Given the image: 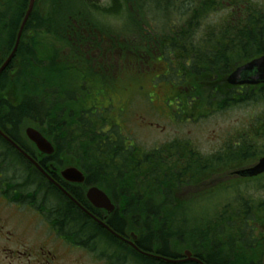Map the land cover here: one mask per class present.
Wrapping results in <instances>:
<instances>
[{"label": "trees", "instance_id": "16d2710c", "mask_svg": "<svg viewBox=\"0 0 264 264\" xmlns=\"http://www.w3.org/2000/svg\"><path fill=\"white\" fill-rule=\"evenodd\" d=\"M29 1L0 0V66L14 47ZM37 4L49 9L55 6V0H35L34 10L24 26L17 51L7 69L0 74V92L9 86L10 93L8 105L0 100V129L32 155L31 146L23 136L25 125L37 128L51 139L55 152L50 159L40 160L39 165L45 171H50L48 165L56 159L58 166L69 165L81 169L86 174L87 185H97L119 206V211L115 212L109 223L112 231L121 235L137 232L140 237L137 248L142 252L151 253L155 249L157 255L163 258L176 259L177 255L172 254L173 249L183 247L194 253L203 264H264V200L246 195L235 199L233 204H224L213 215H201L192 207L198 198L181 194L182 189L197 186L200 180H204L202 184L222 170L242 166L247 160L264 155V126L260 121L264 119V111L253 117L252 121L255 122L250 136L228 141L222 150L210 156H202L194 148L190 151L181 146L179 140L158 149L127 148L115 128L108 132L101 131L100 127L106 124L104 118L94 120L89 116V120L84 122L85 113L74 111L72 107L76 97L58 94L65 92L62 88L56 89V86L67 83L70 74L67 70L70 68H57L53 62L48 51L52 48L49 37L56 27L50 16L42 18L38 14ZM171 5L170 11L174 8ZM233 7L230 26L235 29L247 28L248 34L244 38L241 32H235L232 35V49L220 48L211 63H202L208 72L224 73L233 60L241 59L243 53L249 58L264 54V9L249 0H234ZM210 8V4H201L200 11L191 16L190 27L194 28L198 22L205 24L206 13H211ZM116 11L118 9L107 13ZM66 25L71 26V20ZM35 33L40 36L32 39ZM211 38L212 35L208 33L200 42H193V36L186 34L184 49H187V53L192 52L193 56L201 54L203 61L204 53L210 57ZM28 40H33L29 48L24 46ZM178 42L175 38L172 44L178 45ZM230 50L232 60L226 57ZM0 96L2 98L1 93ZM263 97L264 89L251 90L238 98L234 92L226 95L218 90L210 98L217 102L220 111L247 102L258 104ZM5 106L6 112L2 111ZM59 156L64 160L59 161ZM24 171L26 177L22 185L14 186L9 181V187L18 189L27 201H34L33 197L39 195L41 204L49 203L42 175L29 166ZM6 172L1 164V178L5 179ZM53 174L77 203L89 206L83 195L73 190L74 186L63 183L56 173ZM49 191L66 204L65 208L56 207L59 234L74 246L89 247L93 252L106 254L102 242H96L98 237L104 241L101 229L79 214L51 185ZM86 222L89 224L86 225ZM126 229L129 230L125 233ZM86 237L90 238L89 245L83 243ZM217 242L230 243L233 245L232 251L229 250L225 256L209 255L211 244L216 245ZM124 248L121 250L131 254L135 264H170L144 258L134 250Z\"/></svg>", "mask_w": 264, "mask_h": 264}, {"label": "flooded vegetation", "instance_id": "af4514ba", "mask_svg": "<svg viewBox=\"0 0 264 264\" xmlns=\"http://www.w3.org/2000/svg\"><path fill=\"white\" fill-rule=\"evenodd\" d=\"M152 1L154 3L156 2L162 4H178L179 12H177V18L182 21V27L176 29L171 28L170 32L168 31L167 33V31H161L160 28L156 25H144L142 23V20H144L145 18L140 13L141 5L139 6V2L137 1L127 3L128 8L130 10L129 15L133 19L131 25L133 27L136 26V33H133L134 37L132 38L128 36L122 37L121 34H119V30L121 29V27H108V29L98 27L95 22L91 21V18H86V14L78 12L74 16L75 19H72L71 26H68V28H64L63 31H61V29L58 31V34L62 38H64L65 41L69 44V47L63 50L65 54L64 59L56 58L55 63L57 65L65 64L66 67L72 68H79L80 65H85V72L91 71L93 72V74L98 75L97 77H95V84L100 82L101 74H108L115 77L120 76L122 73L129 70L130 76L133 79V82L130 83V86L136 88V92H141L142 96H147L151 104L163 107H165L167 98L169 99V95L171 94L168 89L173 88L175 86L174 84H170L168 81V76L172 74L168 69L169 63L171 65L173 64L174 66H176V70L174 71L175 76L180 79H183L185 82L184 86L188 88H191L188 83H191L192 88H194L191 75L188 74L189 71L187 69L192 65L193 60L195 63L194 72H197L195 80L210 79L212 81H216V79H218V74H216V71L208 72L206 71V68H204L203 70L201 66L202 63L207 64V62L209 61L211 63V61L219 52L220 48L231 47L232 49V35L235 32H241L242 35H244V38L247 36L245 34H248L247 28L235 29L230 26L232 25V16L234 11L232 4L234 3V0ZM183 1H187L188 6L186 9L181 8V4ZM201 4H210L211 8L209 11L214 14L216 13L217 15L219 13V8L222 6H225L226 10H229L230 13L227 15H223L221 19H217L216 23L214 17L210 15L209 19L212 23L211 29L203 28L201 23L199 22L195 25L194 28H191V16L194 13L200 11ZM168 8L170 9V6H168ZM121 9L108 14L111 15L110 17H117V15L120 14ZM168 14H174V12H171L169 10ZM224 24H226V26L222 27V25ZM207 33H210L212 35V43L210 45L212 51L210 57L209 55L204 54L202 56L206 59H203L202 61L201 54L199 53H196L194 56L193 54L191 56H186V49H184L186 48L184 46L185 35H192L193 42H200L201 36L206 35ZM175 38L180 41L178 42V45L172 44V41ZM54 46H58V38H56ZM230 53L231 50L229 53L226 54V57L227 59L232 60L233 55H230ZM78 57H83L84 59L82 60V58ZM181 57H183L184 59L182 61V64L179 65L178 62L180 61ZM246 60H249V57L246 56L244 53L241 55V59L233 60L232 64L227 68L228 70H225L224 73H221L223 77L220 80L225 81V78L231 73V71L234 68H237L238 66L244 64ZM143 81L146 82L145 86L141 84V82ZM165 82L167 83V85ZM238 89L240 90H237V93L241 94L242 96L248 93L247 90H243V87ZM123 90L127 89L120 84H116L114 90L109 89L107 91V98L105 97V94H102V92H98L94 94V98L89 99V101H87L86 99H81L80 101H78L83 107L82 110L84 112L86 111L85 114L84 112H81L82 114H84V122L89 120L90 113L95 114L93 110L98 108V105L100 103L106 104L105 108L110 107L111 103L115 100L113 97H115L117 100V93L122 94ZM0 93L2 95L1 99H3L6 104H8L9 86L2 89V92ZM185 94L186 92H181L180 97L178 98L180 101L178 105L184 104L183 99L185 97ZM106 101L108 102L106 103ZM99 113L102 115V112ZM176 115L183 116L184 108L179 107L175 116ZM55 116L57 115L55 114ZM175 116L169 117L174 120ZM22 148L25 150L23 146ZM13 151L15 152V150ZM17 156L19 158H22L19 155ZM33 158L39 163L40 160L50 159L49 157L38 156H33ZM0 159L6 161V159L8 158L0 156ZM22 159L26 161L25 163L27 167L29 166L33 168L32 164L25 160L24 157ZM50 167L55 173L56 159H54L53 164H50ZM46 172L53 179L58 181L56 175H54L50 171ZM16 179H18L16 176L13 177L12 180H9L7 177L3 179L0 175V264H70L67 260H64L62 253L68 252L72 249L76 250V248L83 249V247L75 246L76 248H73V245L59 234L57 227L58 221L56 218V206H52L50 203L47 202L41 204L42 199L39 195H36V198L33 197V200L38 201L39 203H36L34 201H27L24 195H21V203L19 202V204H10L8 202L4 195L7 192L9 193V181L11 183H14ZM44 180L46 195L49 194L46 196V198L47 200H49L51 197H55V195L49 191V182L45 178ZM22 183L20 185H22ZM58 183L63 185L60 181ZM12 189L14 190L13 192H16L17 194L19 193V190L15 189L13 186ZM74 191L83 195V191L79 188H76ZM65 199L75 207L79 214H81L83 217L91 221V223L99 227L104 233V236L102 235L103 240L106 239L105 241L107 242L108 246H104L103 244L105 242L101 241L100 239L99 242H102L101 245L105 248H109V251L112 252H110L106 256H102L101 254H99L98 259L101 260L102 264H120L112 261L109 258V255L113 253L116 256L117 248L122 249L120 248V245L129 248V244L127 245L129 239L127 238V236H122L121 234L119 235L117 232L116 236L112 232L107 231L105 228L98 226L92 219L93 217L96 220L101 221L108 228L111 229L109 223L114 217L115 212L111 215H106L104 211L94 210L89 206L80 205L85 211H87V213L89 214L88 215L83 212L79 207H77L74 203L69 201L67 198ZM4 204L15 208L16 213L18 215H23L24 212L29 213L33 218V221L29 223L23 230H20L16 226H12L10 224L9 214H7L8 217L3 216L1 214V207L3 208ZM90 215L92 217H90ZM119 236L124 238V241L118 238ZM89 239V237H86L83 243L89 245ZM97 241L98 239H96V242ZM61 247L62 251L60 250ZM84 249L86 250H81V252H84L93 257V250H90L89 247H84ZM139 255H142L144 258H152L158 261H163L165 263H167L165 259H168L163 258L162 255H157L156 252H145L144 254ZM172 260H182V255L177 256L176 259L172 258Z\"/></svg>", "mask_w": 264, "mask_h": 264}, {"label": "rangeland", "instance_id": "374dc122", "mask_svg": "<svg viewBox=\"0 0 264 264\" xmlns=\"http://www.w3.org/2000/svg\"><path fill=\"white\" fill-rule=\"evenodd\" d=\"M132 1H137L141 3V9H139L140 13L145 18L144 20H142V23L144 25L150 26L151 24H153L158 26L161 31L167 32L170 31L171 28L176 29L182 27V21L177 18V12H179L178 4H173L174 8L171 12H174V14H168V6L171 7V4H162L156 2L154 3L152 0H55V6L50 7L49 9H44L39 4H37L36 7L38 9V14L42 18L50 16V20H53L56 30L51 34L56 35L58 34V31L60 29L61 31H63L64 28H68V25H66V23L70 20L72 21V19H75L74 16L78 12L86 14V18H91V21H100V25L117 27L132 24L133 19L129 15L130 10L127 5V3ZM249 1L255 5L257 4L258 7L264 9V0ZM187 6V1H183L181 4V8L186 9ZM117 9H121V12L119 15H117V17H106L107 12L114 11ZM229 13V10L219 12L218 15L212 12L210 14L206 13L208 16H206V22H204L205 24H211L209 17L210 15H212L216 23L217 19H221L223 15H227ZM135 28L136 26L130 27L127 29L126 32L123 33L129 34V32L135 31ZM38 36L40 35L35 33L32 39ZM32 43L33 40L25 41L24 46L29 48L30 46H32ZM129 74V70H127L122 75L118 76L117 80L121 82L123 76ZM72 79L75 84H78L80 82V80L76 77L75 74H72ZM169 79L170 84L176 85V88L172 90V94L175 95V92H188V87L180 85L177 82L180 80V78L175 79L174 77H172ZM94 80L96 79L94 78ZM115 84L116 83L114 82V80L113 82H110L108 84L109 89L111 90ZM141 84L145 86L146 82L143 81V83ZM188 84L191 86L192 89L191 83ZM57 87L58 86H56V89ZM81 87L82 86L78 87V91H73L69 89L68 85H63L61 88L64 89V91L66 92H59L58 94L61 96L67 94L73 95L74 97H76L73 99V103L78 102L79 96H87L89 93L88 88L85 87V90ZM89 87L92 91L93 86ZM123 87L127 89L123 90L125 94H121V97H119L118 100L112 102L111 106L107 108L108 115L111 120L110 122L113 125L117 126L114 128L118 133L122 134L121 139H123V135L124 137L129 136L130 139L136 145L140 146L143 149H155L166 142L170 143L179 140L182 144L181 146L186 147L190 151L191 148H194L202 156H210L218 152L221 148H223L227 140H230L232 138L237 139L243 131L249 132L250 130H246V128H249L250 124L252 123L253 117L258 115L260 111H264V97L262 101L258 104H251L247 102L240 106H230L226 108V110H216L215 104L209 103L207 101V98H205L207 97V90L205 89V87L199 84L202 95H198L197 98L199 100L197 101V103H192V105H188V114H186V116H183L180 121L177 120V122H173V124H171L169 122L170 118L167 112H169L171 116H175L176 112H166L163 107L151 104L147 96L144 97L141 95V92H136V88H133V86H130V84H125ZM59 95H57L58 98ZM170 97L172 98L173 96ZM107 102L108 101H106V103ZM177 104L178 100L174 99L170 101L169 106H174ZM99 105L103 106V104ZM195 105H201L199 107L200 110L198 112L195 109ZM72 107L74 108V111H76L73 104ZM2 111L6 112L7 106H5ZM81 112L84 111L81 110ZM150 124L153 126L155 125L157 127L150 128ZM28 126L29 125H25L23 127V134L24 130ZM14 135L18 139L16 132ZM18 141L19 143H21L19 139ZM6 143L7 142L2 137H0V154L3 153L6 155L4 157H8L6 161L0 159V165L2 164L3 170L7 171L5 175L9 180H12L15 176L18 178L14 181L13 184L14 186H19L22 182H24L26 177V172L24 171L27 167L25 163L26 161H24L22 159L23 157L16 152L17 150L15 152H10L11 149H14L11 145H8ZM14 143L19 145L15 141ZM20 146L22 147L21 144ZM17 155L21 156L22 158H19ZM249 161L251 160L246 161V164L244 165L250 164L251 162ZM232 169L233 168L227 171L222 170V176L226 177H222L217 186L216 184H214L213 187L209 183L203 186L201 182L204 180L199 181L201 186H203L200 188V190L206 189V191L201 192L199 199L195 202V204L192 205V207L197 210L201 215H213L214 212L217 211L222 205L230 203L233 204L235 199L239 197H244L246 195H248L249 198H253L256 200H264L263 177L253 179H237L231 177L229 178L227 175ZM218 177L219 176L213 177L212 179L215 180L218 179ZM73 189L75 190L76 187ZM193 191L196 192L197 190ZM28 193L33 195L32 193H30V191H28ZM49 203L52 206H58L59 208L66 207V204L61 202L56 196L51 197ZM116 211L118 212L119 210ZM1 214L3 216H7V214H9L10 224L12 226L18 227L20 230H23L29 223L33 221V218L29 213L24 212L23 215H18L16 213V209L11 206H8L7 204H4L3 208L1 207ZM85 224L87 225L89 223L86 222ZM127 228H129V224L127 225ZM128 230L129 229H126L125 233ZM136 234L139 240V234L137 232ZM129 235L130 233H127V238L129 237ZM100 240L98 237V241ZM104 242L105 243L103 245L108 246L105 240ZM103 248L106 249V255L112 252L109 251V248ZM120 248L124 247L120 245ZM231 248H233V245H231L230 243L220 244L219 242H217L216 245L212 243L209 255L213 254L212 256H217L218 254H221L225 256L229 253V250L232 251ZM183 249L185 248H175L173 249L172 254H176L177 256L183 255V252L185 251ZM60 250L62 251V247L60 248ZM153 252H155V249L152 250V253ZM116 254V256L113 253L110 254L109 258L112 261L120 264H122V262H126L128 264H135L132 259L133 256L128 252H123L121 249L117 248ZM62 255L64 257V260H67L70 264H102L92 259L93 257L91 255L81 252L80 250L72 249L68 252H63Z\"/></svg>", "mask_w": 264, "mask_h": 264}, {"label": "water", "instance_id": "95a60500", "mask_svg": "<svg viewBox=\"0 0 264 264\" xmlns=\"http://www.w3.org/2000/svg\"><path fill=\"white\" fill-rule=\"evenodd\" d=\"M33 5L34 0H30L28 14L33 9ZM14 53L15 51L12 50L11 56H13ZM227 82L233 86L264 84V56L254 59L244 66L237 68L235 72L229 76ZM25 134L27 138L35 144L41 153L46 155H51L53 153L52 146L36 130L27 128L25 130ZM34 165L39 171H41L37 164L34 163ZM41 173L44 175V172L41 171ZM262 173H264V158L260 159L255 166L242 170L237 174L242 177H253ZM61 176L64 180L70 183L80 184L84 182L83 175L75 168H67L63 170ZM87 199L96 208L105 209L108 212L113 210V206L110 204L105 194L99 191L97 188H91L88 190ZM131 236L134 242L135 237L133 235ZM131 245L133 244L131 243ZM186 256L190 257V253L186 252Z\"/></svg>", "mask_w": 264, "mask_h": 264}, {"label": "bare ground", "instance_id": "6f19581e", "mask_svg": "<svg viewBox=\"0 0 264 264\" xmlns=\"http://www.w3.org/2000/svg\"><path fill=\"white\" fill-rule=\"evenodd\" d=\"M34 4H35V0H34ZM29 5H30V1H29ZM29 5H28V8H27V11H26V13H25V16H24V18H23V21H22V23H21V25H20V28H19V31H18V34H17V37H16V41H15V44H14V47H13V49L12 50H14L15 51V53H16V51H17V48H18V45H19V42H20V38H21V35H22V31H23V29H24V26H25V24H26V22H27V20H28V18H29V16H30V14L32 13V11L34 10V5H33V9L29 12V14H28V10H29ZM26 19V20H25ZM25 20V21H24ZM11 53H12V51H11ZM11 53L9 54V56L6 58V60L2 63V65L0 66V74L3 72V71H5L6 69H7V67L9 66V64H10V62L12 61V59H13V57H14V55H15V53L13 54V56H11ZM57 88H61V87H57ZM66 92V91H65ZM72 93V92H71ZM27 128V127H26ZM24 133H25V130H24ZM0 137H2L6 142H7V144L8 145H11L12 147H13V149L16 151H21V152H25V150L21 147V146H19V145H17L16 143H14V141L13 140H11L7 135H5L4 134V132L0 129ZM43 177V179L45 178L48 182H49V184L53 187V188H55V186H59V187H62L65 191H66V193H67V196H65V195H63V194H61L63 197H65V198H67L69 201H71L69 198H71V199H74L73 197H72V195H71V193H69L68 192V190L64 187V185H61L60 183H58L59 182V180L57 181V180H55V179H53L46 171H45V173H44V175L42 176ZM75 200V199H74ZM72 202V201H71ZM73 203V202H72ZM78 207V206H77ZM83 212H85L86 214H88L87 213V211H85L81 206L79 207ZM87 208V207H86ZM115 212H117V211H115ZM114 213V212H113ZM89 215V214H88ZM90 217H92L91 215H90ZM92 219H93V221L99 226V224H104V223H102L101 221H99V220H96L95 218H93L92 217ZM145 233V232H144ZM120 235V234H119ZM136 235V234H135ZM123 236V235H122ZM124 236H126V235H124ZM118 238H120L122 241H124V238H122V237H118ZM129 239V238H128ZM137 241H138V237H137V235H136V241H135V244H137ZM129 242V243H128ZM127 242V245L129 244V249H132V250H134L135 252H137L138 254H144V252H142L141 250H139L137 247H136V245H135V248H133V247H131L130 246V244H131V242H132V240H130L129 239V241ZM152 244V243H151ZM191 257V258H190ZM190 257H188V256H186V251H184L183 252V255H182V260H172V259H165V261L167 262V263H170V264H181V263H185V264H203V262L200 260V259H198L193 253H191L190 252Z\"/></svg>", "mask_w": 264, "mask_h": 264}]
</instances>
